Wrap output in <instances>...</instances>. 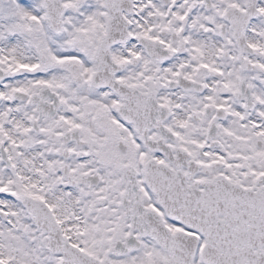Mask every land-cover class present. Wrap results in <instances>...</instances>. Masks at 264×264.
<instances>
[{"label":"snow or ice","instance_id":"1","mask_svg":"<svg viewBox=\"0 0 264 264\" xmlns=\"http://www.w3.org/2000/svg\"><path fill=\"white\" fill-rule=\"evenodd\" d=\"M0 264H264V0H0Z\"/></svg>","mask_w":264,"mask_h":264}]
</instances>
